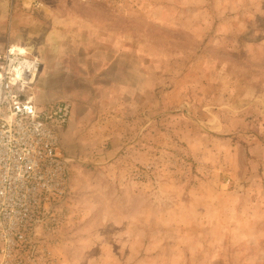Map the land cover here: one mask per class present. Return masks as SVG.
<instances>
[{
	"label": "rangeland",
	"instance_id": "obj_1",
	"mask_svg": "<svg viewBox=\"0 0 264 264\" xmlns=\"http://www.w3.org/2000/svg\"><path fill=\"white\" fill-rule=\"evenodd\" d=\"M4 44L71 106L26 264H264V0H0Z\"/></svg>",
	"mask_w": 264,
	"mask_h": 264
},
{
	"label": "built area",
	"instance_id": "obj_2",
	"mask_svg": "<svg viewBox=\"0 0 264 264\" xmlns=\"http://www.w3.org/2000/svg\"><path fill=\"white\" fill-rule=\"evenodd\" d=\"M12 3L17 0H10ZM91 2L93 0H80ZM41 10L43 4L32 1ZM42 62L15 46L0 54V256L3 264H26L36 252L37 229L70 194V160L58 129L71 106L42 108L34 86ZM17 262V263H15Z\"/></svg>",
	"mask_w": 264,
	"mask_h": 264
},
{
	"label": "crops",
	"instance_id": "obj_3",
	"mask_svg": "<svg viewBox=\"0 0 264 264\" xmlns=\"http://www.w3.org/2000/svg\"><path fill=\"white\" fill-rule=\"evenodd\" d=\"M5 45V44H4ZM0 45V48H3V50H2V52L0 53V54H2L3 52H4V48H6L7 47V45ZM22 49V48H21ZM24 49H26L27 50V53H31V50L29 49V48H24Z\"/></svg>",
	"mask_w": 264,
	"mask_h": 264
},
{
	"label": "bare ground",
	"instance_id": "obj_4",
	"mask_svg": "<svg viewBox=\"0 0 264 264\" xmlns=\"http://www.w3.org/2000/svg\"><path fill=\"white\" fill-rule=\"evenodd\" d=\"M43 64V63H42Z\"/></svg>",
	"mask_w": 264,
	"mask_h": 264
}]
</instances>
